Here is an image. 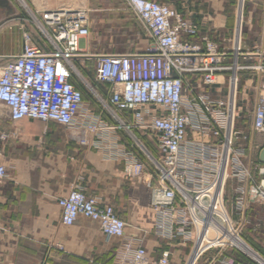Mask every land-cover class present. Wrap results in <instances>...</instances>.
<instances>
[{
	"label": "built area",
	"instance_id": "built-area-1",
	"mask_svg": "<svg viewBox=\"0 0 264 264\" xmlns=\"http://www.w3.org/2000/svg\"><path fill=\"white\" fill-rule=\"evenodd\" d=\"M127 1L149 34L145 50L87 53L81 47L91 33L89 10L85 7L46 9L34 13L31 21L21 18L31 23L36 19L40 40L24 22H12L19 15L16 12L8 27L20 28L22 45L17 54H0V108L6 109L13 120L30 117L56 122L71 130L72 137L84 145H99L100 136L95 139L93 135L109 127L103 115L117 121L115 129L149 132L159 153L151 152L138 139L147 161L129 151L125 171L135 177L143 174L148 164L155 170L157 182L151 188L150 204L156 212L158 234L192 241L195 254L211 249L218 255L236 251L256 264H264V255L243 233L248 207L264 202V164L254 158L252 136L248 155L236 145L243 135L236 128L239 74L243 70L261 74L251 130L252 135H264V48L243 50L240 38H236L231 61L226 63L229 50L220 49L209 36H202V44L185 39L197 37L199 26L174 7L156 0ZM242 58L255 62L242 63ZM87 62H94L95 79L108 96L89 83L83 71L87 70ZM226 72L230 74L228 89L221 96L218 87ZM234 78L235 117L229 135ZM86 85L91 87L103 115L89 113L92 102L84 97ZM118 110L131 112L132 121L124 122ZM82 112L89 117L84 126L77 127ZM5 138L0 135V139ZM227 147L226 180L234 177L238 183L231 197H226L225 188L222 196L214 189ZM6 177L0 146V185ZM59 205L64 224L72 225L84 215L99 221L108 237L123 239L118 250L122 263H152L144 247L126 239L127 223L112 204H103L99 196L74 188L59 199ZM223 263L235 264L228 258ZM156 264H175L171 252L164 251Z\"/></svg>",
	"mask_w": 264,
	"mask_h": 264
},
{
	"label": "crops",
	"instance_id": "crops-1",
	"mask_svg": "<svg viewBox=\"0 0 264 264\" xmlns=\"http://www.w3.org/2000/svg\"><path fill=\"white\" fill-rule=\"evenodd\" d=\"M72 1L83 3V0ZM88 1L87 5L94 11L121 9L112 4L98 7L97 0ZM156 1L169 4L186 20L199 26L198 36L187 37V41L202 44V36L207 35L220 49L229 50L226 63L231 61L236 38H240L243 50L264 48V0ZM62 6L78 7L73 4ZM16 12L13 2L0 4L2 16ZM16 29L5 27L0 30V38L8 49L0 54L13 52ZM94 34L97 33L93 32L91 24V33L82 41L81 47L87 53L102 54ZM147 46L146 43L142 50ZM241 62L253 63L255 60L242 58ZM245 71L250 76L243 81ZM229 75V72L224 74L223 83L218 87L221 96L227 93ZM239 77L237 97H253L254 109L261 74L243 70ZM234 80L236 82V78ZM101 89L105 97L109 95L104 86ZM96 107L93 103L89 113L103 115ZM118 113L124 122L132 121L131 112L118 110ZM87 116L83 112L79 115L77 127L86 124ZM103 117L109 127L93 135L95 139L96 135L101 139L98 146H91L78 142L72 137L71 130L56 122L30 117L13 120L6 109L0 108V135L6 136L0 139V146L7 167V177L0 185V264H124L118 258L123 239L108 237L99 221L79 215L72 225L62 222L59 199L74 188H81L87 195L99 196L103 204H112L127 223L126 239L135 246L144 247L151 264H156L166 250L171 252L175 264H224L223 260L227 258L235 264H256L236 251L218 255L211 249L195 255L192 241L159 235L156 212L150 204L151 188L157 182L155 170L148 164L145 172L135 177L125 171L129 151L147 161L146 154L137 144L138 139L154 153H159L157 142L144 130L115 129L117 121ZM252 211L260 216L254 218L251 230L258 231L260 244L264 247V202H255L248 207L244 225L250 222ZM244 237L262 250L245 234Z\"/></svg>",
	"mask_w": 264,
	"mask_h": 264
},
{
	"label": "rangeland",
	"instance_id": "rangeland-1",
	"mask_svg": "<svg viewBox=\"0 0 264 264\" xmlns=\"http://www.w3.org/2000/svg\"><path fill=\"white\" fill-rule=\"evenodd\" d=\"M25 1V2H24ZM13 0L14 4L17 8V16L16 20L12 21L15 24H20L24 22L26 24V28L32 32L33 36L40 40V34L38 32L36 19L34 23L29 22L28 20H34L33 14H38L37 12H42L46 9H53L58 7H66L62 6L64 4H73L78 7H85L89 10L90 23L93 27V32L96 38V43L99 45V48L104 53H116V52H130V51H140L144 48L145 44H149V34L147 30L144 28V25L140 18H138L130 8V5L127 0H97V6L103 7L106 4H112L114 9L108 12H99L92 10L87 4H89L88 0L85 1V5L82 3H76L72 0ZM94 2V1H92ZM26 3V5L24 4ZM0 13V30L2 28L9 26V21L14 19V15L11 16H2ZM21 18H27L28 20L22 21ZM104 19V21L102 20ZM6 30V29H4ZM1 32V31H0ZM17 35L16 38L13 39L12 45V53L17 54L21 51L22 45V31L17 26L16 29ZM2 38V37H1ZM0 38V53H4L8 51L7 48L4 47V40ZM8 42V39H6ZM255 50V49H251ZM11 53V52H10ZM87 70H83L85 75H87V79L89 83L96 87V89L101 88V84L96 81L94 73V62L87 64ZM245 71L242 74L241 80H245L250 74ZM87 86V87H86ZM85 86V95L86 101L92 102L97 105L96 108L100 109V104L97 99L92 94L91 87L89 85ZM238 102V115L236 128L243 132V135L237 139L236 145L243 147L245 152H249L250 146V138L254 139V158L256 162L260 159V150L262 145L264 144V135L262 134H254L252 135L251 130V120L253 113V97H237ZM3 109V108H2ZM152 152V151H151ZM154 153V152H153ZM229 174H231V170L229 168ZM238 185L237 179L234 177H227L225 183V193L226 197H231L233 189ZM230 204V202H229ZM250 222L243 226V233L250 239V241L262 250H259L262 254H264V247L262 246L261 240L257 235V232H254L252 229L254 223V218L259 217L258 213H254ZM251 213V212H250Z\"/></svg>",
	"mask_w": 264,
	"mask_h": 264
},
{
	"label": "bare ground",
	"instance_id": "bare-ground-1",
	"mask_svg": "<svg viewBox=\"0 0 264 264\" xmlns=\"http://www.w3.org/2000/svg\"><path fill=\"white\" fill-rule=\"evenodd\" d=\"M235 101H236V82H235V80H233L232 87H231V95H230V114H229V121H228V134L229 135H231L232 128H233ZM229 150L230 149L228 147L225 148V150H224L223 159H222V165L220 167L217 180L215 182L214 189H215V193L218 196H222L223 191H224V184H225V180H226V165H227V162H228Z\"/></svg>",
	"mask_w": 264,
	"mask_h": 264
},
{
	"label": "water",
	"instance_id": "water-1",
	"mask_svg": "<svg viewBox=\"0 0 264 264\" xmlns=\"http://www.w3.org/2000/svg\"><path fill=\"white\" fill-rule=\"evenodd\" d=\"M5 3L7 2V0H3ZM260 160L261 162L264 164V148L261 150L260 152Z\"/></svg>",
	"mask_w": 264,
	"mask_h": 264
},
{
	"label": "flooded vegetation",
	"instance_id": "flooded-vegetation-1",
	"mask_svg": "<svg viewBox=\"0 0 264 264\" xmlns=\"http://www.w3.org/2000/svg\"><path fill=\"white\" fill-rule=\"evenodd\" d=\"M0 4L3 5L5 4V2L3 0H0Z\"/></svg>",
	"mask_w": 264,
	"mask_h": 264
},
{
	"label": "trees",
	"instance_id": "trees-1",
	"mask_svg": "<svg viewBox=\"0 0 264 264\" xmlns=\"http://www.w3.org/2000/svg\"><path fill=\"white\" fill-rule=\"evenodd\" d=\"M94 74V73H93ZM101 87H102V85H101ZM84 97H85V99H86V95H84Z\"/></svg>",
	"mask_w": 264,
	"mask_h": 264
}]
</instances>
